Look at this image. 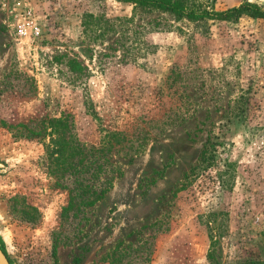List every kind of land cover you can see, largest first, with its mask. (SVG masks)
Returning a JSON list of instances; mask_svg holds the SVG:
<instances>
[{"label": "rangeland", "instance_id": "obj_1", "mask_svg": "<svg viewBox=\"0 0 264 264\" xmlns=\"http://www.w3.org/2000/svg\"><path fill=\"white\" fill-rule=\"evenodd\" d=\"M243 1L264 9L211 3ZM62 112L83 142L125 135L121 174L66 216V180L25 136ZM0 244L10 264H264V20L0 0Z\"/></svg>", "mask_w": 264, "mask_h": 264}, {"label": "trees", "instance_id": "obj_2", "mask_svg": "<svg viewBox=\"0 0 264 264\" xmlns=\"http://www.w3.org/2000/svg\"><path fill=\"white\" fill-rule=\"evenodd\" d=\"M119 1L129 2L134 6L158 9L193 21H231L239 19L244 14L264 20L263 7L251 1H243L223 10H215L211 0ZM72 123L69 114L62 112L58 117L47 118L38 130L28 129L25 135L40 136L39 138L43 140L42 158L48 163V172L58 181L66 180L63 187L68 192V201L62 208L61 216H66L71 211L79 212L103 198L112 186L115 174L117 173V176L121 174V170L111 161V157L124 148L125 141L123 132L105 130L98 144L83 142L73 133ZM214 146V143L207 142L200 153L197 168L210 164L209 147ZM195 169L196 167L192 172ZM0 247L6 254L2 244ZM242 264L263 263L253 259Z\"/></svg>", "mask_w": 264, "mask_h": 264}, {"label": "water", "instance_id": "obj_3", "mask_svg": "<svg viewBox=\"0 0 264 264\" xmlns=\"http://www.w3.org/2000/svg\"><path fill=\"white\" fill-rule=\"evenodd\" d=\"M0 264H10L7 255L3 252L0 247Z\"/></svg>", "mask_w": 264, "mask_h": 264}, {"label": "built area", "instance_id": "obj_4", "mask_svg": "<svg viewBox=\"0 0 264 264\" xmlns=\"http://www.w3.org/2000/svg\"><path fill=\"white\" fill-rule=\"evenodd\" d=\"M25 16L28 17V18H30V16H31L30 15V12L25 13ZM24 28L25 27H21V30H20V33L21 34L26 33V30ZM38 30H39L38 28H33L32 31H31V34H34V35L37 34L38 33Z\"/></svg>", "mask_w": 264, "mask_h": 264}]
</instances>
